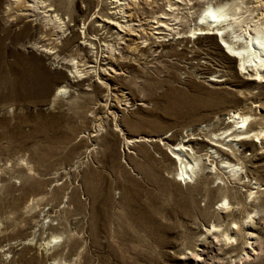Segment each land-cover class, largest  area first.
<instances>
[{
    "label": "rangeland",
    "instance_id": "374dc122",
    "mask_svg": "<svg viewBox=\"0 0 264 264\" xmlns=\"http://www.w3.org/2000/svg\"><path fill=\"white\" fill-rule=\"evenodd\" d=\"M46 1L60 28L46 9L5 14L12 0H0L1 27L32 25L5 41L19 56L4 72L22 85L0 71V264H201L200 250L204 264H264V77L192 35L207 3L239 5L250 22L262 0H139L130 23L168 9L174 29L123 40L105 24L110 0ZM233 112L250 115L246 136L228 137L242 133ZM188 139L200 154L182 183L172 147ZM247 245L259 254L246 259Z\"/></svg>",
    "mask_w": 264,
    "mask_h": 264
},
{
    "label": "bare ground",
    "instance_id": "6f19581e",
    "mask_svg": "<svg viewBox=\"0 0 264 264\" xmlns=\"http://www.w3.org/2000/svg\"><path fill=\"white\" fill-rule=\"evenodd\" d=\"M138 1L139 0H110L112 9V12H110L111 18H107V22H105L106 20L103 19L102 22L104 21L105 24L108 23V25H114L117 31L115 33V36L116 38H118V40H123V37L119 35L128 34L135 35L141 38L142 35H161L162 33H164V31H166L168 34L171 29H174L169 28L166 24V22L169 21V18H172L171 15L166 13L168 9L166 10V12L164 11L162 12V14L151 17L150 19H140L137 20L136 23H130L132 13L129 10V7H131V5L135 6ZM142 1L143 3L154 2V0ZM97 3L99 5L100 1L97 0ZM260 3H262L260 5L262 7V10H264V0H262ZM166 6H168L169 9L171 8L168 0ZM7 7L8 8H6L4 11L5 14L9 12L12 7H15L17 9L16 11L24 10L28 12L26 13L27 15H31L40 8L46 9L44 11L45 20L48 23H57L58 27L60 28L61 19L57 16V14H50L54 12V8L51 4L47 3L46 0H12L10 6ZM33 16H35V14H33ZM31 26L32 25L28 22H24L23 26L21 25V27H18V29L14 30L11 28V26H0V71L3 72L2 79L4 80V83L9 84L10 86L22 85V83L24 82V77L17 76L16 78H12L8 72H4L3 67L7 65L12 66V64H14L6 63L8 52L16 56V59L19 56L9 48L4 51L6 47L5 41L9 40V43L13 45L18 39H20L22 35L28 34L29 28H31ZM192 35L214 36L218 39V44L224 50V53L229 56V58L237 61L238 70H242V72H254V74L252 75L255 76V80L264 77V75H262L264 74V12H261L260 16H258L255 21L245 22L241 12V7L239 5L232 6L227 2H219L217 4L207 3L197 18L196 27L192 30ZM145 41L146 39L143 42ZM108 48L113 52L115 50L112 48V46H108ZM116 54H119V51H116ZM16 64H19V62H16ZM69 72L70 74L75 76L81 75L83 71L76 67L75 64H73L72 69ZM65 92L66 89L62 87L58 90V93L60 94H64ZM249 117L250 115L247 114L233 112V114L229 117L230 122H234L236 124L235 128L237 130H242V133H235L234 130L228 135V137H238L239 135L246 136L248 134L246 132V129L248 128ZM227 131L225 130L224 132L227 133ZM202 134H207V131L204 130V133ZM261 134L264 133H262L261 131L259 135ZM190 135L192 136L193 134ZM210 136L211 137L208 141L210 151L215 155H217V152L225 153L217 146V143L220 140V138H218V135L210 132ZM255 138H258V136H256ZM190 139H192V137ZM190 139L181 141L177 145H174L172 147V153L176 157L180 165V172L176 174V176L179 177V180H175L177 182L182 181V183H185L186 179L192 180L194 174H196L194 171V167L196 165V160L199 159L198 155L200 154V152L194 151L191 148ZM238 140L240 141V139L235 138L233 140L230 139L229 141L237 142ZM227 168L231 169L230 171L238 170V167L234 164H227ZM227 205L228 202L223 199V206ZM183 214L184 216L189 217L190 211L188 209H184ZM208 231L210 232L213 230L208 229ZM224 238L226 239L225 241H229L232 239V237H229L228 234H225ZM217 239L218 237L216 235L212 237V239L210 240L209 248L213 249L214 247H217ZM234 240L235 238H233L232 241ZM255 243L253 242V246H255ZM247 244L249 243L247 242ZM251 246H246L247 248H249V253L245 252L244 254L246 259L259 254V249ZM209 252L210 251L207 250H200L198 253H192L190 258L194 262L204 264V262L209 260Z\"/></svg>",
    "mask_w": 264,
    "mask_h": 264
}]
</instances>
